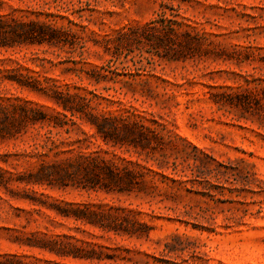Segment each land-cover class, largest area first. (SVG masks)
I'll return each mask as SVG.
<instances>
[{
	"label": "rangeland",
	"instance_id": "1",
	"mask_svg": "<svg viewBox=\"0 0 264 264\" xmlns=\"http://www.w3.org/2000/svg\"><path fill=\"white\" fill-rule=\"evenodd\" d=\"M160 3L0 0L1 16L85 25L71 24L80 38L64 44L0 46V105L26 103L46 113L42 122L62 123L23 120L0 132V255L56 264H264V108L244 112L217 106L210 96L264 88V0H173L202 37L206 56L168 61L147 45L106 51L116 29L144 23ZM90 69L103 79L89 81ZM18 73L49 93L84 97L85 113L70 114L9 79ZM86 111L142 128L147 139L105 142ZM87 157L132 171L141 189L120 191L74 167L57 181L40 168ZM63 203L128 213L143 225L132 235L104 231L61 216L56 208ZM38 237H60L97 258L26 244Z\"/></svg>",
	"mask_w": 264,
	"mask_h": 264
},
{
	"label": "trees",
	"instance_id": "2",
	"mask_svg": "<svg viewBox=\"0 0 264 264\" xmlns=\"http://www.w3.org/2000/svg\"><path fill=\"white\" fill-rule=\"evenodd\" d=\"M55 16V14H49ZM63 17V16H61ZM68 24H56V21L50 22L39 18H16L5 17L0 15V46H19L26 44H47L57 45L64 44L68 41V37L80 38L77 30L71 28V24L85 28V25L73 22L68 19ZM93 33L92 31H89ZM142 45L150 46L156 50H160V57L168 61L185 60L186 58L197 56H206L207 48L203 46L202 37L198 35L194 28L188 23L187 16L181 12L180 3H173V0H161L159 8L154 15L142 24L128 25L114 31L113 37L107 39L106 51L113 54H121L123 52H131L134 48ZM203 46V47H202ZM19 76L9 78L15 81L21 87L33 90L48 96L54 103L70 114L76 112L85 113L84 97L76 93L62 92L60 90H52L51 93L47 89L40 86V82L30 76L18 73ZM100 70L90 69L86 73V78L94 83L100 82L102 78ZM261 88H248L247 93L230 88L221 91H210L211 101L217 106H239L244 112H257L264 108V88L261 95L257 90ZM251 95V97L249 96ZM9 106L19 107L21 110L16 115L9 113ZM15 106V107H14ZM27 112H33L28 114ZM87 120L94 127L95 132L105 142L114 144H132L141 145L145 142V132L142 128L130 125L122 120L104 114H93L86 111ZM47 119L46 113L36 107H32L26 103H10L8 105H0V132L9 131L10 125L29 123H46L50 126H61L60 122H42ZM80 162V163H79ZM46 166V167H45ZM69 167L76 170L82 169L83 175L87 179H102L103 183L109 185L114 183L120 185V191H129L132 189L140 190V185L135 181L134 173L129 170L120 171L117 168L106 165L103 161L96 158H85L81 161L72 163L70 161H60L55 164H40L46 177L57 181L64 177H69L72 172ZM122 189V190H121ZM57 206V205H56ZM57 213L63 217L78 220L84 224H89L100 228L104 231H112L114 233H125L132 235L138 231L136 225H143L136 219L130 217L128 213H120L117 210L93 209L88 205H75L73 203H63L56 208ZM136 223V224H135ZM30 247H37L54 253L57 256L93 259L97 256L82 253L81 248L75 244L56 237L54 239L33 238L26 243ZM0 264H56L50 261L28 262L15 254L0 255Z\"/></svg>",
	"mask_w": 264,
	"mask_h": 264
}]
</instances>
